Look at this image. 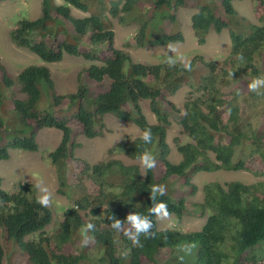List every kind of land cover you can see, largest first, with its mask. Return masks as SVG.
<instances>
[{"label": "trees", "instance_id": "trees-1", "mask_svg": "<svg viewBox=\"0 0 264 264\" xmlns=\"http://www.w3.org/2000/svg\"><path fill=\"white\" fill-rule=\"evenodd\" d=\"M141 1L42 0L39 17L23 18L9 31L15 45L43 63L13 73L0 59V162L8 160L13 149L37 151L39 131L59 129L62 138L49 158L58 192L74 204L55 216L51 207L37 202L34 184L4 188L0 175V264H264V180L208 183L203 202L193 203L206 214L200 230L159 228L158 214L152 212L164 202L168 213L181 217L190 205L185 195H175L174 175L185 179L191 193L197 192L192 176L198 171L243 169L264 176V162L261 169L248 165L257 154L264 161V88L258 94L249 87L264 75V0L256 4L260 25L240 15L235 0H211L213 7L198 0L192 28L199 44L206 43L211 29H228L232 48L222 62L196 57L190 70L181 61L170 65L169 56L137 61L116 45L115 19L138 23L133 38L139 47L184 41L182 32L161 30L159 21L180 28L177 13L185 0H143L145 13L135 10ZM131 40L125 44L128 49ZM66 54L82 56L90 64L79 70L75 91L59 92L49 63ZM244 76L245 84L238 86ZM185 85L191 91L180 107L171 97ZM144 103L155 122L149 121ZM243 104L247 114L242 113ZM107 114L134 122L142 132L151 129L150 144L141 136L127 138L109 153L138 159L150 151L153 168L113 156L99 162L77 157L76 132L100 136ZM175 116L185 136H174L182 156L178 162L171 159L168 142ZM72 160L81 165L75 183L70 182ZM158 185H164L166 193H157L153 200L151 191ZM130 215L146 216L151 223L148 234H136ZM117 221L119 229L112 227ZM88 224L94 228L87 229ZM128 233L140 243L134 244ZM161 251L170 256L163 258Z\"/></svg>", "mask_w": 264, "mask_h": 264}, {"label": "rangeland", "instance_id": "rangeland-1", "mask_svg": "<svg viewBox=\"0 0 264 264\" xmlns=\"http://www.w3.org/2000/svg\"><path fill=\"white\" fill-rule=\"evenodd\" d=\"M57 3H62L64 0H55ZM184 6L179 7L178 22L180 28H175L169 20L159 21L161 30L166 32L173 30L182 31L185 33V41L182 43H171L166 46L148 47V49H140L134 42V35L138 29V23L131 20L129 24H121L118 20H114V30L117 46L127 49L132 52L135 60L141 62L160 61L163 57L169 56L175 61L189 62L194 56L201 55L207 60H217L222 62L230 53V41L228 30L221 33L211 31L207 38V43L197 45L193 37L191 18L196 11L198 0H185ZM42 0H0V59L8 67V69L16 73L25 66L33 63L42 64V60L30 52L28 49L18 47L11 42L9 31L16 26L17 21L28 18L36 19L41 14ZM136 11L145 13V2L142 0ZM240 15L246 16L254 23H258L256 14V0L237 1ZM76 15H86L85 12L75 10ZM157 23V24H159ZM160 30L159 28H157ZM160 30V31H161ZM133 38V40H131ZM131 40L130 49L126 48V43ZM49 43H53L49 40ZM137 46V47H136ZM175 49V51H172ZM180 57L184 59L181 60ZM90 64L82 56H74L66 54L63 60L59 62H51L49 66L52 69L53 78L59 92L75 91L78 84L79 70ZM261 66L264 69V53L261 58ZM246 77H242L237 83L238 86L245 84ZM189 85H185L177 94L171 97L172 101L178 106H182L184 100L190 92ZM144 111L150 122H155V115L150 108L144 103ZM242 113L247 114V106L243 104ZM178 116L171 117L172 124L168 131V141L172 147L171 159L175 162L180 161L179 154L174 145V136H185L181 134L180 125L176 119ZM105 127L102 128V135L94 138H88L83 133L76 132V142L79 144L75 149V154L80 158H88L92 162L106 160L109 157H117L124 160L126 164L141 163L140 160L128 158L122 152L109 153V149L120 142L124 138L130 136L135 138L142 134L140 128L131 121H125L117 118L112 114L105 116ZM62 137V132L56 128H44L38 133L39 149L37 151H26L20 149L11 150V156L8 160L0 162V175L3 176V186L8 189H15L19 182H30L37 185L42 184L49 189L51 193L49 207L54 210L55 216H59L68 207L74 204V200L58 192V180L56 170L53 166L49 154L57 147ZM73 172H70V182L75 183L74 175L80 171L81 165L77 166L72 160ZM142 164V163H141ZM251 167H258L259 162L252 160ZM143 167V166H142ZM261 177H256L249 171L241 170L238 172L220 170L217 172H198L193 177V182L198 185L196 194H187L191 187L186 185L185 179L174 175L171 177L172 187L176 190V196H186V200L190 205L185 208L181 217L176 214L169 213L168 216L158 215L159 228H178L182 231L200 230L206 220V214H202L198 209L193 207V203L203 202L204 187L210 181H219L222 184L230 180H242L247 183L258 181ZM93 189L91 185L90 190ZM38 196L43 195L39 188ZM52 226H50L51 228ZM78 245V243H77ZM161 256L167 258L170 256L168 251H161Z\"/></svg>", "mask_w": 264, "mask_h": 264}, {"label": "clouds", "instance_id": "clouds-1", "mask_svg": "<svg viewBox=\"0 0 264 264\" xmlns=\"http://www.w3.org/2000/svg\"><path fill=\"white\" fill-rule=\"evenodd\" d=\"M207 2H209L210 4H211V6L213 7V2H211V0H206ZM237 1H239V0H235L234 1V5H235V7H236V9H237V11L239 12V8H238V6H237ZM240 1H242V0H240ZM256 4H257V0H256ZM196 8V11L194 12V14L197 12V7H195ZM193 14V15H194ZM239 14H241L240 12H239ZM193 15H192V17H193ZM83 16V15H82ZM243 16V15H242ZM255 16H256V14H255ZM244 17H246V16H244ZM177 18H178V15H177ZM246 18H248V17H246ZM256 18H257V16H256ZM249 19V18H248ZM251 22H253L251 19H249ZM257 20H258V23H254V24H257V25H260L261 24V21H259V19L257 18ZM191 27H192V18H191ZM179 30V29H178ZM178 30H175V32H177ZM211 30H213V31H215L214 29H211ZM224 30H226V29H224ZM224 30H222V31H224ZM228 30V29H227ZM221 31V32H222ZM182 32V31H181ZM192 32H193V37L195 38V40H196V43H197V45L199 44V42H198V40H197V37H196V35H195V32H194V30H193V28H192ZM211 32V31H210ZM209 32V33H210ZM215 32H217V31H215ZM221 32H217V33H221ZM183 34H184V37H185V33L184 32H182ZM228 33H229V30H228ZM209 35V34H208ZM228 36H229V41H230V51H231V48H232V43H231V38H230V34H228ZM186 38V37H185ZM207 38H208V36H207ZM11 40V39H10ZM184 41H185V39H184ZM184 41H181V42H176V43H182V42H184ZM12 42V41H11ZM135 42V41H134ZM13 43V42H12ZM206 43H207V41H206ZM205 43V44H206ZM171 44V43H170ZM174 44V43H173ZM169 45V44H168ZM199 45H204V44H199ZM17 46V45H16ZM138 46V45H137ZM136 46V47H137ZM164 46H166V45H164ZM149 47H160V46H149ZM138 48H140V49H148V47H139L138 46ZM131 50V49H130ZM172 51H175V49H172ZM131 52V51H130ZM264 53V52H263ZM131 54H132V52H131ZM199 56H201V55H196V56H194L191 60H189V62H183V61H181V62H183L184 63V67L186 68V69H188V70H190V62H192L194 59H196V57H199ZM134 58V57H133ZM164 58V57H163ZM162 58V59H163ZM180 59L181 60H183L184 58L183 57H180ZM204 59H206L205 57H204ZM207 60V59H206ZM215 61H217V60H215ZM168 63L171 65V64H174L175 63V60L174 59H172L171 57H169L168 58ZM249 87L253 90V91H256L258 94H261L260 92H258L257 90L258 89H262V88H264V75H260V76H257L252 82H251V84L249 85ZM108 115V114H107ZM113 115V114H112ZM115 116V115H114ZM118 118V117H117ZM122 120V119H121ZM105 121V120H104ZM125 121H128V120H125ZM132 122V121H131ZM134 123V122H133ZM136 125V124H135ZM137 126V125H136ZM171 126V125H170ZM169 126V127H170ZM138 127V126H137ZM139 128V127H138ZM141 130V129H140ZM41 131V130H40ZM168 131H169V129H168ZM62 132V131H61ZM102 135V134H101ZM139 136H141V140L143 141V143L145 144V145H147V144H150L151 142H152V131H151V129L150 128H147V129H145L143 132H142V134L141 135H139ZM139 136H136V137H139ZM129 138H131L130 136H128ZM135 137V138H136ZM62 138V137H61ZM123 140H125V138L123 139ZM122 141V140H121ZM120 141V142H121ZM169 142V141H168ZM119 143V142H118ZM118 143H116V144H118ZM115 144V145H116ZM169 144H170V142H169ZM114 146V145H113ZM170 146H171V144H170ZM171 148V153H172V147H170ZM176 150H177V148H176ZM177 152H178V150H177ZM122 153H124V152H122ZM179 153V152H178ZM125 154V153H124ZM180 154V153H179ZM126 155V154H125ZM128 158H131V157H129L128 155H126ZM170 157H171V154H170ZM140 161H141V163H142V166H144L145 168H147V169H151V168H153L154 166H155V159H154V156H153V154L150 152V151H147V150H145L139 157H137ZM181 158H182V156H181ZM121 159V158H120ZM133 159V158H132ZM138 159H136V160H138ZM123 160V159H122ZM181 160V159H180ZM252 160H257L258 162H259V166L258 167H251L250 166V163H251V161ZM252 160H250L249 162H248V165H249V167L250 168H253V169H261L262 167H263V160L261 159V158H259V156H258V154H257V156L255 157V158H253ZM124 161V160H123ZM141 163H139V164H141ZM262 165V166H261ZM143 167V168H144ZM221 170H223V169H221ZM241 170H243V169H241ZM241 170H231V171H234V172H238V171H241ZM264 170V169H263ZM218 171H220V170H218ZM225 171H227V170H225ZM245 171H249V172H251L250 170H245ZM198 172H205V171H198ZM198 172H196V173H198ZM213 172H217V171H213ZM228 172V171H227ZM196 173H194L193 174V176H192V182H193V177H194V175L196 174ZM252 174H254L253 172H251ZM255 175V174H254ZM256 177H260V176H257V175H255ZM183 178V177H182ZM184 179V178H183ZM239 180V179H238ZM259 180H264V176H262ZM258 180V181H259ZM230 181H233V180H230ZM239 181H242V180H239ZM210 182H214V181H210ZM209 182V183H210ZM217 182V181H216ZM229 182V181H228ZM242 182H244V181H242ZM256 182V181H255ZM194 183V182H193ZM244 183H247V182H244ZM251 183H253V182H251ZM251 183H247V184H251ZM195 185H196V189H197V191L199 190L198 189V185L196 184V183H194ZM208 184V183H207ZM206 184V185H207ZM223 184H225V183H223ZM205 185V186H206ZM37 187L39 188V190H40V192H42L43 193V195H41V196H38L37 197V202L39 203V204H41L42 206H48L49 205V203H50V198H51V193L49 192V189L47 188V187H45V186H42V184H40V185H37ZM191 190H189L188 191V193L187 194H196V193H191L190 192ZM152 197H153V200H155V197H156V194L157 193H160V194H165L166 193V188H165V186L164 185H158V186H153V188H152ZM204 192H205V187H204ZM204 192H203V195H204ZM203 200H204V197H203ZM152 212H155V213H157L158 215H163V216H168V210H167V205H166V203H164V202H161V203H159L158 205H156L154 208H152ZM128 220L132 223V225H133V227L135 228V230H136V234H138V233H141V232H143V233H145V234H148V229L151 227V223H150V221H148V219L146 218V216H141V215H130L129 217H128ZM112 227L113 228H115V229H119L120 228V222L119 221H117L116 223H114L113 225H112ZM94 228V225L93 224H88L87 225V229H93ZM128 235L130 236V238L132 239V241H133V243L134 244H139L140 243V241L136 238V235L135 234H131V233H128ZM182 250H184L185 252H188V251H190V248H187V247H183L182 248ZM181 259H182V257H181Z\"/></svg>", "mask_w": 264, "mask_h": 264}]
</instances>
